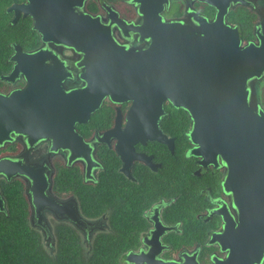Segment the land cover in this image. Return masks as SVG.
<instances>
[{"label":"water","instance_id":"water-1","mask_svg":"<svg viewBox=\"0 0 264 264\" xmlns=\"http://www.w3.org/2000/svg\"><path fill=\"white\" fill-rule=\"evenodd\" d=\"M132 1L138 24L125 25L108 8L109 21L103 23L99 16L77 12V0H25L6 8L13 13L12 24L20 15L29 16L42 42L71 47L84 86L65 91L63 81L68 73L55 53L47 47L27 52L12 42L8 57L12 66L0 80L14 83L22 77L25 84L0 92V144L11 139V134L24 136L29 144L50 139L62 142L71 156L88 159L75 124L88 121L108 97L118 103L131 102L124 127L119 118L113 127L124 135L115 147L118 153L146 138L164 141L172 148V139H166L159 129L163 103L169 101L191 117L194 152L203 157L207 152L218 154L223 161L222 187L236 219L230 218L224 204L217 210L224 225L212 240L226 255L213 257L211 264H262L264 113L248 104L246 82L264 71V57L247 47L240 49L239 40L232 38L233 31L225 25L221 30H208L203 37L198 31L195 37L191 25L162 21L160 12L167 0ZM218 7L223 16L226 6ZM112 24L124 35L128 30L137 32L139 45L119 44L111 35ZM123 157L129 160V152ZM17 175L34 186L36 180L44 181L21 161L1 157L0 176L10 180ZM29 190L35 191L31 186ZM154 253L148 251L146 264H197L155 259Z\"/></svg>","mask_w":264,"mask_h":264},{"label":"flooded vegetation","instance_id":"flooded-vegetation-1","mask_svg":"<svg viewBox=\"0 0 264 264\" xmlns=\"http://www.w3.org/2000/svg\"><path fill=\"white\" fill-rule=\"evenodd\" d=\"M24 1L12 0L6 8ZM215 2L216 5L206 0H167L160 12L161 19L191 25L195 37L199 35L198 31L203 37L208 30H221L225 25L233 31L232 38L239 40L240 49L247 47L264 57V0ZM80 3L78 5L77 0V12L99 16L103 23L109 21L106 8L114 11L116 20L125 25L139 22L132 0H83ZM218 6H226L223 16H219ZM7 13L11 19L13 13ZM21 18L24 16L20 15L17 21ZM110 32L119 44L139 45L135 41V31L128 30L124 35L112 24ZM37 36L39 43L35 47L20 45L21 48L28 52L47 47L66 67L63 68L68 73L63 81L64 90L83 87V80L78 77L81 68L73 58L76 52L64 44L42 42L38 33ZM2 82L0 92L25 84L22 77L14 83ZM246 88L248 104H255V110L264 113V71L250 77ZM130 104V101L118 103L106 97L88 121L75 124V132L87 147L88 159L71 156L70 149L62 146V142L53 143L50 139L29 144L24 136L11 134V139L0 144V158L19 160L44 179L43 182L36 180L34 186L22 175L10 180L0 176V181L17 179L21 182V195L28 209L27 229L22 236L16 237L19 239L1 244L0 250L4 247L6 250L0 252V264H33L27 262V253L24 259L20 257L28 247L36 249L35 252L52 263L62 264H146L144 260L150 249L155 252V259L177 263L211 264L213 257L222 259L226 255V251L212 240V235L223 229V215L217 212L223 204L230 218L236 219L222 187V159L218 154L207 152L203 157L194 152L195 144L190 137L191 117L186 110L169 101L163 103L165 113L160 117L159 129L166 139H172V148L164 141L146 138L137 140L133 149L118 153L115 147L124 135L113 127L117 118L121 121V129L124 127ZM173 109L186 115L188 127L183 138H178L173 131ZM126 152H129V160L123 157ZM178 153L186 160L176 162L174 157ZM107 173H111L116 193H100L103 194L100 199L90 200L89 189L100 186L102 175ZM30 186L34 192L29 190ZM1 194L3 209L0 213L8 215L6 197ZM105 195L116 198L113 202L117 212L114 213L112 201ZM95 231L98 232L92 235ZM101 238L116 246L114 248L119 252L114 255L111 254L113 249L102 252L100 248L96 253ZM76 255L79 257L72 261L71 257ZM4 258L7 260L2 262Z\"/></svg>","mask_w":264,"mask_h":264},{"label":"trees","instance_id":"trees-1","mask_svg":"<svg viewBox=\"0 0 264 264\" xmlns=\"http://www.w3.org/2000/svg\"><path fill=\"white\" fill-rule=\"evenodd\" d=\"M12 0H0V75L7 73L11 68V61L8 59L9 55L12 53V42H16L19 45H22L24 48L35 47L39 43V38L37 36V32L31 28V21L29 17H24L19 19L16 23L10 22V14L5 11L6 6ZM114 1V0H112ZM2 83V84H1ZM3 85V82L0 80V87ZM105 111V107H103V112ZM186 115L181 111H175L173 109L171 113V117L173 120V131L178 138L184 137V131L188 127ZM165 118L163 119V122ZM174 160L176 162H181L184 159L181 154H175ZM113 172V171H112ZM111 172V173H112ZM111 173H107L104 176L102 175L100 186H96L94 188L89 189L88 194L91 195L88 198L90 200H98L103 194H112L116 193L115 183H112ZM114 175V174H112ZM0 190L3 195L6 197L8 203V215H3L0 213V246L1 244H5L10 240H14L17 236H22L25 230L27 229L26 217L28 214V209L26 207V202L21 195L23 193V186L21 182L18 180H13L11 182H6L5 180L0 181ZM196 194V193H195ZM105 195L109 201H112V207L114 213L117 212L116 206L113 200H116L113 196ZM97 196V198L95 197ZM19 239V238H16ZM103 241V242H102ZM102 238L99 240V248L96 249V253L100 251L103 252H111V254L116 255L119 252L118 248H114L116 246H112L108 241ZM115 239H111L110 242H114ZM117 243V242H116ZM6 248H2L0 252L5 251ZM30 250V251H29ZM27 253V254H26ZM25 254L27 255V262H32L33 264H62V263H52V261L47 257L42 255L39 252H35V249L30 247L27 250L22 252V257L24 259ZM4 255V253L2 254ZM78 255L71 257L72 261H75ZM93 257L101 258L97 255ZM113 258V257H111ZM1 259V258H0ZM7 259H2V262H5ZM97 264V263H92Z\"/></svg>","mask_w":264,"mask_h":264},{"label":"rangeland","instance_id":"rangeland-1","mask_svg":"<svg viewBox=\"0 0 264 264\" xmlns=\"http://www.w3.org/2000/svg\"><path fill=\"white\" fill-rule=\"evenodd\" d=\"M96 232H98V231L93 232L92 235L95 234ZM35 250H36V249H35Z\"/></svg>","mask_w":264,"mask_h":264},{"label":"bare ground","instance_id":"bare-ground-1","mask_svg":"<svg viewBox=\"0 0 264 264\" xmlns=\"http://www.w3.org/2000/svg\"><path fill=\"white\" fill-rule=\"evenodd\" d=\"M231 2V1H230ZM241 41V40H240ZM242 43V42H241Z\"/></svg>","mask_w":264,"mask_h":264}]
</instances>
